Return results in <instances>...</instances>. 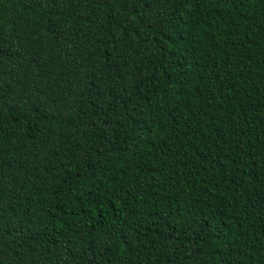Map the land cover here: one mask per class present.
Instances as JSON below:
<instances>
[{
    "label": "trees",
    "instance_id": "1",
    "mask_svg": "<svg viewBox=\"0 0 264 264\" xmlns=\"http://www.w3.org/2000/svg\"><path fill=\"white\" fill-rule=\"evenodd\" d=\"M0 264H264V0H0Z\"/></svg>",
    "mask_w": 264,
    "mask_h": 264
}]
</instances>
